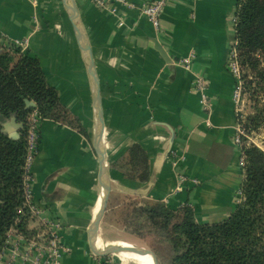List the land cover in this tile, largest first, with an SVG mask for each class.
Listing matches in <instances>:
<instances>
[{"label": "crops", "instance_id": "obj_1", "mask_svg": "<svg viewBox=\"0 0 264 264\" xmlns=\"http://www.w3.org/2000/svg\"><path fill=\"white\" fill-rule=\"evenodd\" d=\"M75 2L100 79L112 194L163 200L175 209L189 204L200 223L227 219L238 206L245 179L234 137L236 80L227 66L236 42L239 0H170L159 28L138 8L119 4L113 12L94 0ZM0 37L5 50L13 47L10 39L21 41L24 45L15 48L40 59L49 84L84 128L41 120L39 151L29 169L35 204L63 225L68 251L62 264H111L110 255L97 256L90 243L100 195L94 91L62 0H0ZM192 53L195 58L186 68L181 61ZM197 76L207 80L210 111L203 109L195 90ZM2 122L21 134L18 117ZM171 139L172 150L165 155ZM135 144L149 156L151 171L145 182L130 180L113 167ZM39 222L30 227L38 228ZM97 247L105 246L97 241ZM10 255L11 245L1 260L9 261Z\"/></svg>", "mask_w": 264, "mask_h": 264}, {"label": "trees", "instance_id": "obj_2", "mask_svg": "<svg viewBox=\"0 0 264 264\" xmlns=\"http://www.w3.org/2000/svg\"><path fill=\"white\" fill-rule=\"evenodd\" d=\"M236 41L248 110L244 116L239 114L238 122L252 134L264 127V0H239ZM26 99L37 107L27 108ZM35 109L41 120L84 131L80 119L61 102L58 89L49 84L40 59L20 48L4 50L0 53V120L17 114L24 127L20 138L13 139L0 122V255L13 229L26 237L40 232L30 227L32 212L25 195L28 117ZM241 152L243 201L223 221L200 223L189 204L175 209L163 200L132 195L112 204L108 214L113 213L118 228L137 239L153 237L164 246V255L154 250L161 264H264V150L245 144ZM113 167L130 180L145 182L150 177L149 156L140 144L131 146Z\"/></svg>", "mask_w": 264, "mask_h": 264}, {"label": "built area", "instance_id": "obj_3", "mask_svg": "<svg viewBox=\"0 0 264 264\" xmlns=\"http://www.w3.org/2000/svg\"><path fill=\"white\" fill-rule=\"evenodd\" d=\"M170 0H150L147 3L136 4L131 0H94L95 4L100 8H110L113 12H117L118 5L123 4L129 8H138L152 21L156 28L161 25V14L164 11ZM1 40V37H0ZM9 44L13 47L23 46V42L17 40H9ZM237 41L230 52L227 66L236 80V86L233 92V99L237 106V115L240 113V102L242 100L243 84L241 80V63L237 52ZM195 53L182 59V64L189 68ZM207 80L197 76L195 79V90L201 94V103L205 111L211 110V102L206 94ZM238 84V85H237ZM27 141H28V158H27V176L25 195L26 201L29 204L32 216L36 220H40V232L32 237H26L16 230L10 231L5 248L11 245L10 260L3 262L0 255V264H62V258L68 247L63 242V225L59 220H53L43 215L42 210L35 204L31 179L29 177V169L39 151V132L41 118L38 111L35 109L28 117ZM239 126V122L237 124ZM238 130H240L238 128ZM235 142H240L239 137L235 138ZM241 164L245 165L244 157L242 156ZM187 178L180 176V181L185 182ZM196 181V180H195ZM243 201L242 189L239 191L237 198L238 204ZM13 236L15 239H13ZM4 248V250H5ZM3 250V251H4ZM3 253V252H2ZM1 253V254H2Z\"/></svg>", "mask_w": 264, "mask_h": 264}, {"label": "water", "instance_id": "obj_4", "mask_svg": "<svg viewBox=\"0 0 264 264\" xmlns=\"http://www.w3.org/2000/svg\"><path fill=\"white\" fill-rule=\"evenodd\" d=\"M63 6L65 11L67 12L68 19L72 25V28L74 30L77 42L86 58L89 74L91 77V81L93 84V91H94V102H95V109H96V127H95V137H94V145L97 152L98 160H99V184H100V195L102 193V198L100 202V207L97 212V215L95 216L92 227H91V247L94 251V253L97 256L100 257H106L109 255H117V252L124 251L125 249L117 248L113 245H108L103 250H99L97 248V240L101 236V229L103 227V222L106 219L109 210H110V196L112 193V179L110 174V167H109V159H108V153H107V147H106V141H105V135H106V122H105V111L103 106V98H102V90L100 85V79L97 72L96 62L93 55L92 47L87 39V36L85 34V31L82 27L79 13L77 9V5L75 0H62ZM156 48L161 52V54L167 58L168 54L163 48V46L156 41ZM4 47L0 45V53L4 51ZM26 107L27 108H36L37 104L33 100L26 99L25 100ZM13 120H17V114H13L12 116ZM5 119V118H4ZM2 126H3V132L8 134L11 138L17 139L20 138L21 134L19 131L11 132L9 129L5 127L2 120H0ZM21 127H24V122L20 124ZM172 141L170 140V147L165 152V155L171 152L172 150ZM149 250V249H147ZM152 252L155 257L156 261L155 264H161L158 256L154 253V251L149 250ZM118 256V255H117Z\"/></svg>", "mask_w": 264, "mask_h": 264}, {"label": "rangeland", "instance_id": "obj_5", "mask_svg": "<svg viewBox=\"0 0 264 264\" xmlns=\"http://www.w3.org/2000/svg\"><path fill=\"white\" fill-rule=\"evenodd\" d=\"M66 14H67V12H66ZM235 44H236V42L233 44L231 50L233 49ZM242 84H243V81H242ZM246 103H247L246 98H243V96H242V100H241L240 105H239L240 116L241 115L244 116L246 114V112L248 111L246 109ZM238 128L240 130H238ZM39 137H40V134H39ZM234 137L235 138L239 137L240 142L238 143V146L240 149H241V146H243L245 144H247V145L252 144V145H256V146H258L264 150V127L256 133L249 134L245 131L243 125L239 124V126H236ZM242 156H243V154H242ZM242 166L244 168L245 165H242ZM244 173H245V169H244ZM118 185H119V183H118V180L116 179L114 181L115 189L118 188ZM95 196H96V193L94 194V197ZM122 199L123 198L120 194H118L116 192H114L113 194L111 193L110 205L118 203V202L122 201ZM99 200H100V197L98 198V202L96 205V211H97L98 206H99ZM34 220H36V218L34 216H32L31 222H33ZM101 236L107 242H113L115 240L116 241H124V242H126L132 246H135L137 248H140V249H144V250L149 249L152 251L157 250L163 255L166 253L165 247L160 245L155 238L149 237V238H146L144 240H139L136 237H134L132 234H130L129 231L118 228L117 225L115 224L113 213L108 214L106 219L104 220L103 227L101 229ZM108 240H110V241H108ZM149 250H147V251H149ZM110 258L112 260L111 264L112 263L113 264H135L132 260L125 258V257H122V256L119 257L117 255H110Z\"/></svg>", "mask_w": 264, "mask_h": 264}, {"label": "bare ground", "instance_id": "obj_6", "mask_svg": "<svg viewBox=\"0 0 264 264\" xmlns=\"http://www.w3.org/2000/svg\"><path fill=\"white\" fill-rule=\"evenodd\" d=\"M97 188H98V182L96 184L94 194L97 193ZM101 198H102V193H101L100 200H99L98 210H99V207H100ZM95 199H96V196L94 197V201H95ZM98 210L96 212H98ZM96 215H97V213H96ZM102 239L104 240L103 237H102ZM97 241H99V243L101 245L105 246L104 248H106V246H108V244H109V245L116 246L117 248L125 249L124 251H120V252H117V253L123 254L124 256H122V257H125V258H128V259L132 260L135 264H155V261H156L155 255L153 253L147 251V250L137 248V247L132 246V245H130V244L124 242V241H116L115 240L113 242H107L106 240H104L108 244L100 241L99 239ZM108 241H110V240H108Z\"/></svg>", "mask_w": 264, "mask_h": 264}]
</instances>
